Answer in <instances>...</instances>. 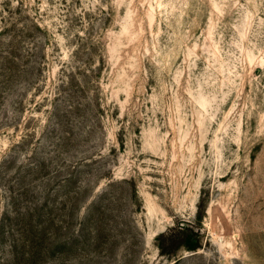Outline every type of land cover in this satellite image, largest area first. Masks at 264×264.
<instances>
[{
	"label": "rangeland",
	"instance_id": "obj_1",
	"mask_svg": "<svg viewBox=\"0 0 264 264\" xmlns=\"http://www.w3.org/2000/svg\"><path fill=\"white\" fill-rule=\"evenodd\" d=\"M0 264H264V0H0Z\"/></svg>",
	"mask_w": 264,
	"mask_h": 264
},
{
	"label": "trees",
	"instance_id": "obj_2",
	"mask_svg": "<svg viewBox=\"0 0 264 264\" xmlns=\"http://www.w3.org/2000/svg\"><path fill=\"white\" fill-rule=\"evenodd\" d=\"M188 229L189 227L184 228L182 233L184 236V245L190 250H197L202 245L201 239L198 236L194 238L195 233H187Z\"/></svg>",
	"mask_w": 264,
	"mask_h": 264
}]
</instances>
